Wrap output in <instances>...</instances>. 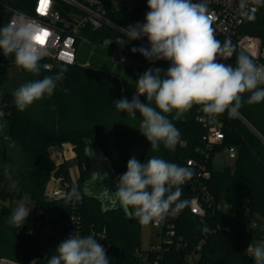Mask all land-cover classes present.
I'll use <instances>...</instances> for the list:
<instances>
[{
    "label": "trees",
    "instance_id": "1",
    "mask_svg": "<svg viewBox=\"0 0 264 264\" xmlns=\"http://www.w3.org/2000/svg\"><path fill=\"white\" fill-rule=\"evenodd\" d=\"M34 1H0V20L7 24L12 9L32 13ZM148 11L147 0H136L130 8H111L108 17L116 26L104 25L91 31L92 43L116 39L121 33L119 28L135 26ZM240 32L258 37L264 44V1L255 16L242 25ZM141 46L150 47L147 37L125 43L123 55L142 64L145 71L150 68L166 71L170 67L169 61H149L138 51L132 52V48ZM233 46L235 53L229 64L235 66L236 55L243 52L235 44ZM13 59L2 56L0 51V84L10 81L13 66L17 67L24 83L55 75L62 67L66 71L54 94L35 102L48 108L44 118L40 114L39 119H32L26 111H19L13 96L3 92L0 111L4 112L7 104L9 113H4L1 118L9 122V138L30 152L33 168L27 186L22 185L16 190L1 186L4 176L0 174V258H9L19 264H46L57 246L69 238L71 229L84 235L106 229L103 247L110 264H255L247 250L255 240L264 239V225L260 224L264 216V102L249 105L246 102L249 94L244 96L245 102L237 112L247 122L237 113L233 116L227 112L219 114L226 136L224 145L234 146L237 157L233 167L216 170L213 158L222 147H215L208 159L198 151L206 132L198 119L204 114L201 106L194 105L183 117H178L176 110L166 114L180 131L181 143L174 152L165 149L163 144L158 152H154L139 131V113L133 119L115 108L116 101L127 98L130 102L133 98L123 90V79L112 76L94 55L89 59L90 65L78 61L53 70L44 69L39 62L38 75L19 68ZM139 100L147 102L144 96H139ZM152 106L155 107L154 102ZM87 141L103 151L117 180L127 171V162L133 156L141 163L158 156L191 171L187 159L204 160L210 175L192 177L182 186L180 199L189 203L180 211L175 235L169 243L158 249L143 250V224L134 215H128L119 204L108 205L105 195L92 191V186L88 185L92 170ZM66 142L75 144L80 170L76 184H73L68 162H57L50 154L51 147ZM52 179L60 180L66 195L73 187L78 188L82 198L72 202H66V195L60 199L47 198L46 186ZM25 192L31 194L42 211L28 216L24 225L17 229L7 220L14 210L12 201ZM196 193L204 204V214H196L190 208L191 198ZM207 196L210 197L208 201ZM224 203L229 207L219 206ZM205 225L210 229L207 233L202 231ZM203 240L198 259L190 262L188 254Z\"/></svg>",
    "mask_w": 264,
    "mask_h": 264
},
{
    "label": "clouds",
    "instance_id": "2",
    "mask_svg": "<svg viewBox=\"0 0 264 264\" xmlns=\"http://www.w3.org/2000/svg\"><path fill=\"white\" fill-rule=\"evenodd\" d=\"M147 7L145 22L124 28L127 40L117 39V42L125 44L147 37L150 47H134L132 52L138 51L149 61H169L170 67L166 71L160 68L145 71L135 83L138 95L130 102L127 98L116 101L115 108L133 119L139 113V131L152 151L158 152L163 144L174 152L181 143L180 131L166 115L174 110L184 112L199 105L209 117L225 112L233 116L245 102V93L249 94L246 101L249 105L264 102V65L256 64L244 53L236 55L235 66L219 62L231 58L235 47L227 39L221 42L214 37L204 0H147ZM44 33L37 23L11 20L0 26V51L5 57H13L19 68L38 75L45 43L41 44L37 37L46 42ZM65 71L62 67L55 75L19 86L13 93L15 107L23 112L45 96L50 98ZM139 96H144L147 102L142 103ZM3 116L4 112L0 111V117ZM192 175L189 168L158 156L144 163L133 156L127 162V171L118 178L115 193H108L114 205L118 203L141 224H149L168 215H178L188 205L180 197L182 186ZM81 198L78 188L73 187L66 195V202ZM31 209L19 203L7 223L19 229ZM202 231L207 233L210 229L205 225ZM248 250L255 264H264V246L249 245ZM46 264H110V261L96 237L75 233L57 246Z\"/></svg>",
    "mask_w": 264,
    "mask_h": 264
},
{
    "label": "built area",
    "instance_id": "3",
    "mask_svg": "<svg viewBox=\"0 0 264 264\" xmlns=\"http://www.w3.org/2000/svg\"><path fill=\"white\" fill-rule=\"evenodd\" d=\"M263 1L261 0L258 3L257 0H204L214 29V37L221 42L225 39L231 41L232 45L235 44L240 51L247 54L258 65H264V44L260 38L242 34L240 30L242 25L250 21L259 11ZM194 2H198V0H194ZM135 3L136 0H49L46 11L41 12L40 0H35L32 13L12 9L8 23L11 20H16L17 22L27 20L39 24L47 31L48 36L46 37L39 62L42 63L44 69L53 70L65 64L78 62L77 56L80 46L83 43H92L89 37L91 31L97 30L104 25L116 26L108 17L111 8H130ZM119 30L125 35L124 29L119 28ZM124 40H127L126 35ZM2 56H4L3 53ZM229 59L220 60L219 62L229 64ZM198 119L206 128L202 138L203 145L198 148L201 156L208 159L214 148L220 146L222 147L220 152H224L229 158L235 159L237 157V149L234 146L224 145L226 136L219 114L212 117L207 114H201ZM187 165L192 169V177L194 178L208 177L210 175L204 160L191 157L187 159ZM49 195L53 199L63 198L66 195L65 186L60 182L57 187L49 192ZM209 199L210 197L207 196L206 201ZM219 206L228 208L229 204L224 203ZM190 208L196 214L205 213V207L199 193H196L191 198ZM178 215H168L163 220L151 222L162 229V244L169 243L173 239ZM256 223L254 222V225H257ZM75 233L80 236H87L82 234L81 231L71 229L69 237ZM105 234L106 229H103L93 231L88 235L96 237L97 242L104 246ZM203 242L204 240L188 254L190 262L193 263L198 259ZM250 245L253 247L264 246V239L255 240ZM158 248H161V246L151 249ZM247 251L252 256V253L249 250Z\"/></svg>",
    "mask_w": 264,
    "mask_h": 264
},
{
    "label": "rangeland",
    "instance_id": "4",
    "mask_svg": "<svg viewBox=\"0 0 264 264\" xmlns=\"http://www.w3.org/2000/svg\"><path fill=\"white\" fill-rule=\"evenodd\" d=\"M1 2H4L6 0H0ZM6 22L4 20H0V26H4ZM124 33L121 32L117 38L124 40ZM88 44V43H87ZM86 44V45H87ZM82 51V54H85V60L88 65H90L89 59L92 55L96 59H99L100 61H104L105 59L114 58L115 50L112 48H109L105 45V40H99L95 43H91L89 45V48L85 46ZM114 60V59H113ZM17 72V67L13 66L10 68V81L7 83L5 91L9 92L12 96L14 91L24 84L22 76ZM3 89L4 85L0 84V103L3 97ZM248 93L243 94V96H246ZM14 98V97H13ZM41 101V100H39ZM46 109H48L43 104H36L35 102L29 106L25 111L31 117L32 119H39V115L44 118ZM4 113L8 114V105H4ZM186 111L177 113L178 117H183L185 115ZM237 114H239L236 111ZM239 117L244 121L245 118L239 114ZM8 126L9 122L4 118L0 117V174L4 176V180H2L1 186H5V189L7 190H16L20 188L22 185L27 186L29 183L28 179L32 172L33 163H32V156L30 155V152L23 148L19 143L13 142L9 138L8 133ZM65 144H68V148H66L65 156H70L73 154V151H75V144L72 142H66ZM54 157H52L55 161L58 162L57 158L55 157L57 153L56 149L51 150ZM73 156V155H72ZM70 160H73L70 162V166L73 168L75 166V163L77 162V153L76 156L74 155L71 157ZM214 162V168L216 170H223L228 166L233 167L235 159L229 158L228 155L224 152H220L215 154L213 158ZM103 169L101 173L98 175V177L90 184L92 186V191L96 192L99 195H105V201L108 205H112V198L110 197V194H114L116 189V185L118 183L114 173L110 169V167L107 165V163H104ZM7 168V175L5 174V169ZM74 174V171H73ZM53 182L55 180H52L51 185H53ZM15 184V187L13 185ZM109 192V193H108ZM45 195L47 198H50L49 192H45ZM25 203L26 206L29 208H32L29 217H33L37 214V206L36 201L32 198L31 194L28 192L23 193L22 197L16 198L12 201V206L15 209L19 203ZM7 204H9V200L6 201ZM118 204V203H117ZM260 224L264 225V216L260 219ZM6 236L8 234L6 233ZM162 229L158 226L153 225L152 223L149 224H143L142 225V249L143 250H149L153 247L161 246L162 245Z\"/></svg>",
    "mask_w": 264,
    "mask_h": 264
},
{
    "label": "crops",
    "instance_id": "5",
    "mask_svg": "<svg viewBox=\"0 0 264 264\" xmlns=\"http://www.w3.org/2000/svg\"><path fill=\"white\" fill-rule=\"evenodd\" d=\"M85 46L87 47L86 43L82 44L81 50H83L85 48ZM116 53V51H115ZM115 56V54H114ZM85 58V54H82V51L79 50L78 56H77V60L80 62H85L86 60ZM114 59V60H113ZM107 58V60L105 59V61H100V64H104L105 68H107V70L111 73L112 76H118L119 78H122L124 81V86H123V90H126L128 95H138L137 94V90L135 88V83L137 82L138 78L140 75H142L145 70L142 64L135 62V61H131L130 59H127V61L125 63L121 62V61H117L115 60V58ZM85 65H88L87 63H84ZM66 148H68V144H62L61 146H56V147H51L50 148V154L52 157L53 154L51 152L52 149H56L57 153L56 154V158L58 160V162L61 161H67L69 164V170H70V174H71V178L73 181V184H76L79 175H80V170H79V165L78 162L75 163V166L72 168L70 166V162L73 160H70L71 157H73L74 155L76 156L75 151H73V156H65V151ZM74 171V174H73ZM52 180L55 182H53V185H51L50 183H52ZM46 186V191L45 192H50L53 188L57 187L60 182L57 179H52ZM37 208V214H39L42 210L40 207H36ZM36 214V215H37Z\"/></svg>",
    "mask_w": 264,
    "mask_h": 264
},
{
    "label": "water",
    "instance_id": "6",
    "mask_svg": "<svg viewBox=\"0 0 264 264\" xmlns=\"http://www.w3.org/2000/svg\"><path fill=\"white\" fill-rule=\"evenodd\" d=\"M144 22H145V17L142 18L137 23L142 24ZM117 39H120V38L106 39L105 40V45L107 47L112 48V49H114L116 51L115 56H114L115 60L125 63L127 61V58L123 55V50H124L125 44L118 43ZM6 86H7V83L4 84L3 92H5ZM87 142H88L87 149L89 150V152L87 151V154H88V157H89L91 170H92V176H91L90 180L88 181V185H90L98 177V176L93 177V174L99 175L101 173L102 169H103L102 165L104 163H107V165L110 167L111 170H112V167H111L110 162L106 160V157H105L103 151L98 146L93 144L91 141H87ZM112 172H113V170H112ZM0 264H19V263L16 262L15 260H12V259H9V258H0Z\"/></svg>",
    "mask_w": 264,
    "mask_h": 264
},
{
    "label": "snow or ice",
    "instance_id": "7",
    "mask_svg": "<svg viewBox=\"0 0 264 264\" xmlns=\"http://www.w3.org/2000/svg\"><path fill=\"white\" fill-rule=\"evenodd\" d=\"M48 3H49V0H40V6H41V7H40V10H41V12L46 11V8H47ZM44 35H45L46 37L48 36L47 31H45ZM37 39L39 40V42H40L41 44L45 43V40L41 39L40 37H37Z\"/></svg>",
    "mask_w": 264,
    "mask_h": 264
}]
</instances>
